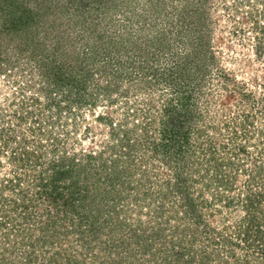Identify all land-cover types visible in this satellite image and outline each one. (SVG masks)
Here are the masks:
<instances>
[{"label":"rangeland","instance_id":"374dc122","mask_svg":"<svg viewBox=\"0 0 264 264\" xmlns=\"http://www.w3.org/2000/svg\"><path fill=\"white\" fill-rule=\"evenodd\" d=\"M10 3V0H0V184L1 187L3 186L4 196L10 198V201L6 200L4 204L3 202L0 204V219L4 217L6 220L7 215L18 218L22 202L28 193L35 196L33 199L39 202L40 195L36 197V193L39 189L37 184L40 182V177L38 178L35 173L41 176L46 175V172L42 170L46 167L43 166V162L46 158L53 156L54 152L47 151L54 147L53 144L57 137L58 139L63 138L64 141L59 142L54 154L59 158L69 157L67 156V154L70 155L69 153L81 158L83 154L92 151H96L97 154L105 151L104 156L110 157V152L104 148L109 144V140L113 141L109 135L114 127L129 126V128H135V132L141 133L142 118L140 116L142 112L136 110L135 113L138 115L133 118L132 109L137 107L151 113L155 103L159 104L161 98L175 96L177 94L176 84L162 81L158 76H161L162 71L168 78L171 73L178 75L180 71L176 69V64L181 63L182 66L186 65L193 70L191 75L185 73L182 78L185 83L190 81L188 87L193 98L198 97L199 110L197 112H202V109L209 110L201 120H198L200 127L202 123L206 127L194 134L196 153L194 163L191 164L192 168L183 173V176L188 178L190 196L198 202L199 210L204 207L205 216L199 223L186 213L181 214L182 219L172 216L177 210V205L170 203L180 201L179 196L173 193L172 199L167 201V206L169 205L173 210L167 212L165 216L166 219H171L168 222L165 218L163 219L166 231L163 232L160 242L164 249L169 247V239H174L179 244L178 233L176 236L170 235L171 229H174L172 226L180 225L181 229L185 226L189 233L199 235L197 240L191 243L192 246L189 244V247L191 246L199 253L197 255L198 264L201 263V258L205 262L206 259L202 256L209 251L214 252L213 249L216 247L213 241V231H210V228L220 226V223L224 222L227 211V208H224L225 212L220 211L224 202H218L212 206V209H207L205 204L210 201L215 202L217 195L223 194L224 198H227L228 193L232 196L238 195L245 183L246 190H248L250 181L247 179L250 178L249 174L253 167L252 157L258 153L253 144L257 141L256 137L250 141L247 140L243 132L246 131V125L242 129L237 121L241 120L249 126L250 120L246 116L251 114L250 118L254 119L257 127H262L263 123L261 117L264 115V101H262L264 96V30H260L259 27L264 22V0H29L27 1L28 8L32 9L35 14H39L36 18L38 28L34 31L36 44L28 42L22 33L14 36L7 34L5 30L7 20L12 16L14 9L18 10V5L16 8ZM101 3L103 7L112 8V11H109L112 13V18L118 21L117 26H122L123 36H127V33L139 35L140 28L146 25L145 29L150 33L147 32L146 37L162 38L164 45L158 52L159 57L152 61L161 70L155 75L146 68L138 72L140 68H137L139 67L137 65L122 67L120 61L124 58L123 56L118 57V61L115 57L110 59L112 66L94 67L92 71L89 70L92 74L87 81L90 88H83L84 92L82 90L80 92L83 95L85 91L86 94L93 92L94 97L98 96L100 101L95 108L83 101L81 107L77 106L74 109L73 116L71 115L72 108H67L68 104L76 100V104H80V100H73L72 97H70L72 101L68 98L63 99L64 89L59 91L56 88L53 74L48 68L56 62L54 55L59 48L55 45L66 35H69L71 39L68 38L67 42L63 40V47L60 49L61 52H58L60 54L58 58L63 63L68 62L67 65L71 66L77 64V56L70 51L72 44L67 43L73 41V44L78 47L77 50L83 51L88 42L99 40L98 37L94 38L91 29L85 26L83 21L86 20L87 15H91L89 14L90 7L97 9ZM255 16H261L258 28L251 21ZM60 29L65 30L66 34H64L65 31L60 33ZM159 30L162 32L158 33ZM258 49L261 51L258 52ZM47 61L48 64L45 66ZM133 70L135 75H138V81L126 80L131 93L124 94L126 96L124 98L122 92L126 86L121 84L119 87L120 80L118 79H121V74ZM105 71L108 72L105 73ZM144 72L148 73V79H151V82L143 78L141 73ZM69 80L70 78H67V82ZM74 81L76 82L77 79L74 78ZM100 87H105L107 91H102ZM244 93H248L250 98L246 100ZM93 99L89 95L87 100L92 101ZM55 101H58V104H55ZM108 116L113 118L114 127L109 124L110 120L101 118ZM136 118H139V123ZM221 121L226 123L233 121L232 128H222L223 135L217 132L215 148L210 149V139L215 136L213 131L217 129L211 124ZM234 125L243 132V136H239L238 143L247 145L250 153L241 151L240 147L235 148V141L234 144L228 145V149L220 148L218 151V154L226 155V158L231 157L235 161L234 166L221 165L220 171L230 175L227 190L226 187L221 186V181L216 180L214 172L208 174L206 166L210 164L209 157H212L218 149L217 145L220 142L217 140L227 142L229 136L232 135L229 130L234 129ZM204 148L206 151L202 150ZM24 151H34L37 157L30 162L26 154L24 157ZM237 155H240L242 159L236 157ZM78 158L75 161H79ZM37 159L40 165H35ZM155 161L158 162V160ZM19 181H21L20 184ZM207 182L212 183L210 188L205 187ZM60 183L64 184V180H59ZM52 185L54 187V184ZM93 188L90 189V194L94 198L96 192ZM12 199L21 206L17 212H13ZM31 202L34 201L31 200ZM46 202L50 205L49 201L46 200ZM28 203L30 206L29 200ZM34 208L32 206V211ZM38 211L41 210L38 209ZM41 213L44 216H40L39 219L46 216L44 211ZM125 216L128 215L125 214ZM129 216L125 229H130L126 237L133 236L132 242L136 240V243L138 238L135 231L132 232L131 229L135 227L136 217L132 214ZM148 218L149 215H143L144 220ZM139 227L142 228L141 225ZM3 231L6 232L1 227L0 235ZM202 231L208 233L200 237ZM77 242H75L76 247L80 245L79 241ZM188 242L189 238L184 244L187 245ZM204 249L205 252H202ZM244 250L246 248L239 250L240 254H243ZM167 256L164 260L173 261V264L183 263L180 255H173L172 252ZM223 256H227L226 251ZM217 260L216 257L213 262ZM140 262L135 263L140 264Z\"/></svg>","mask_w":264,"mask_h":264},{"label":"trees","instance_id":"16d2710c","mask_svg":"<svg viewBox=\"0 0 264 264\" xmlns=\"http://www.w3.org/2000/svg\"><path fill=\"white\" fill-rule=\"evenodd\" d=\"M10 1L14 4L13 7L18 5V10L14 9L12 16L7 20L8 24L5 25L7 34L14 36L22 33L28 42L36 44L34 31L38 28L36 18L39 14H35L32 9L28 8L27 1L29 0ZM107 8L103 7L102 3L97 9L90 7L89 14L91 15H87L86 20L83 21V24L91 29L94 38L98 37V41L88 42L83 51L77 50L78 47L73 44V41L67 43L72 44L70 51L77 56L75 66L67 65L68 62L63 63L58 58L60 56L58 52H61L60 49L63 47V40L67 42L68 38L71 39L69 35L55 45L59 48L54 55L56 62L48 70L53 74L56 88L59 91L64 89L63 99L80 100V104H76L77 100L68 104L67 108L71 107L73 111L71 115L75 114L74 109L77 106L81 107L83 101L93 108L100 101L98 96L94 97L93 92L86 94L85 91L84 95L80 92L83 88H90L87 84L91 74L89 70L92 71L94 67L112 66L110 59L115 57L117 60L118 57L123 56L124 58L120 61L122 67L137 65L139 66L137 68H140L138 72L146 68L155 75L161 70L152 61L159 57L158 52L164 45L162 38L146 37L148 32L145 29L146 25L140 28L139 35L127 33V36H123L122 26H117L118 21L112 18V13L109 11H112V8ZM260 17L255 16L251 19L256 28L260 24ZM259 29L264 30V22ZM61 30L60 33L65 31ZM161 32L158 31V33ZM154 46L156 48H153ZM259 51L261 50L258 49ZM46 64L48 61L45 62V66ZM176 69L180 71L178 75L171 73L168 78L162 71L161 76H158L162 81L176 84L177 94L175 96L161 98L159 104L155 103L151 113L137 107L132 109L133 118L138 115L135 113L136 110L142 112V116L139 115L142 118L141 133L135 132V128H129V126L121 125L116 128L112 117H101L110 120L109 124L114 127L110 133L111 136L109 135L113 141L109 140V144L104 148L110 152V157L104 156L105 151L99 154L96 151L86 154L83 149L84 158L82 156L78 158L71 153L67 154L69 157L59 158L54 154L63 138L55 139L54 147L47 151L54 152L53 156L46 158L43 162V166L46 167L42 170L46 172V175L41 176L35 173L38 178L40 177V182L36 183L39 186L36 193V197L40 195L39 202L33 199L35 196L28 193L22 202L18 218L7 215L6 220L2 218L5 221L0 219V228L6 230L0 235V264H138L135 262H140V260V264L147 262L173 264V261L164 260L168 257L167 254L172 252L173 255H180L183 258L182 264H198L197 255L199 253L191 247L193 245L191 243L197 240L199 235L189 233L185 226H183L184 229H181L180 225L172 226L174 229H171L170 235L176 236L178 233L179 244L174 239H169V247L164 249L160 242L163 232L166 231L163 219L167 212L173 210L172 207L167 206V201L172 199L173 193L179 196L181 203L180 201L170 203L177 205V210L172 216L182 219L181 214L186 213L198 223L203 221L205 216L204 207L201 206L202 209L199 210L198 202L190 196L188 178L184 177L183 173L192 168L191 164L194 163L196 153L194 134L206 127L203 123L200 127L198 120H201L209 110L202 109V112H197L199 110L198 97L193 98L190 94L188 87L190 81L183 82L182 77L185 73L191 75L193 70L186 65L182 66L181 63L176 64ZM141 74L143 78L149 80L148 73ZM137 76L134 70L120 75L119 87L121 84L126 86L122 92L124 98L126 97L124 94L131 93L126 80L136 81ZM67 78H70L68 82ZM74 78L77 79L76 82ZM151 81L150 79L149 82ZM100 88L102 91L106 90L105 87ZM89 95L94 98L92 101L87 100ZM244 95L246 100L250 98L248 93ZM262 101H264V96ZM56 103L58 104V101H55ZM250 115L246 116L250 120L249 126L241 120L237 121L242 129L246 125V131L243 132L247 140L250 141L256 137L258 141L253 143L258 153L252 157L253 169L251 168L250 178L247 179L250 181L248 190H246L245 183L238 195L232 196L228 193L227 198H224L223 194L217 195L215 202L210 201L205 204L207 209H212V206L218 202H224L220 211L225 212L224 208H227V211L224 222H221L220 226L210 228V231H213V241L216 247L213 249L214 252L209 251L202 256L206 260L204 262L201 258L200 264L208 262L209 264H264V115L261 117L263 118L262 127H257ZM136 120L140 122L139 118ZM232 123L221 121L211 124L217 129L213 131L215 136L210 139V149L215 148L217 132L223 135L222 128H232ZM235 126L234 129L229 130L232 135L229 136L227 142L217 140L220 142L217 145L218 149L212 157H209L210 164L206 166L208 174L214 172L216 180L221 181V186L226 189L230 175L220 171L221 165L234 166L235 161L231 157L226 158V155L218 154V151L220 148L228 149V145L234 144V141L235 148L240 147L241 151H248L247 145L238 143L239 136H243V132ZM207 136L206 133L205 137ZM202 150L206 151L205 148ZM34 151H24V157L27 155V160L30 162L37 157ZM236 157L242 159L240 155ZM76 158L79 161H75ZM38 162L37 159L35 165H40ZM59 180H64V184H59ZM211 186L212 183H205L206 188ZM2 187L0 184V204L2 202L4 204L6 200L10 201V198L4 196ZM92 187L96 192L94 198L90 194ZM46 200L50 202V205L46 204ZM12 203L14 204L12 207L14 211H12L17 212L21 206L17 205L14 199ZM32 206L35 207L34 211H32ZM43 211L46 216L39 219L40 216H44L41 213ZM125 214L128 215L127 217L131 214L136 217L135 227H131L132 232L135 231L138 238L136 243V240L132 242L133 236L126 237L130 228L125 229L128 222ZM143 215H149L148 220H144ZM170 219L165 218L166 222ZM140 225L142 228L139 227ZM206 232L202 231L200 237ZM64 238H66L65 241ZM187 238L189 242L185 245ZM77 241L80 243L78 247L75 243ZM189 244H191L190 247ZM244 248L246 250L240 254L239 250ZM225 251L226 257L223 256ZM202 252H205V249ZM216 257L218 260L214 263L213 260Z\"/></svg>","mask_w":264,"mask_h":264}]
</instances>
